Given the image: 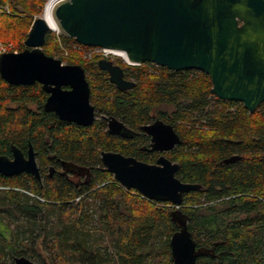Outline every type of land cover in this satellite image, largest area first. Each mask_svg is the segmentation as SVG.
<instances>
[{"label":"trees","instance_id":"1","mask_svg":"<svg viewBox=\"0 0 264 264\" xmlns=\"http://www.w3.org/2000/svg\"><path fill=\"white\" fill-rule=\"evenodd\" d=\"M46 1L0 0L9 8L0 12V40L24 49ZM93 48L51 30L42 46L47 55L84 69L95 110L88 126L45 111L47 93L38 82L14 85L0 77V155H10L11 145L25 150L29 142L41 170L44 164L53 167L52 176L42 170L41 180L0 174V212L26 224L21 236L7 240L8 220L4 224L0 217V264H13L14 256L37 264H171L169 239L178 216L196 245L211 250L200 264H264V101L251 113L239 101L213 95L202 71L119 59L124 77L134 81L132 89L121 91L98 67L101 56H87ZM110 115L132 136L110 134L105 119ZM155 118L171 124L181 140L165 153L179 164L175 175L201 185L183 194L177 206L157 205L124 189L101 162L103 150L154 162L158 153L144 149L149 137L140 127ZM233 155L239 158L224 162ZM52 217L50 229L37 222ZM39 225L49 235V262L34 258ZM104 231L109 246L99 243Z\"/></svg>","mask_w":264,"mask_h":264},{"label":"water","instance_id":"2","mask_svg":"<svg viewBox=\"0 0 264 264\" xmlns=\"http://www.w3.org/2000/svg\"><path fill=\"white\" fill-rule=\"evenodd\" d=\"M53 15L76 42L123 51L127 64L151 62L176 71H202L210 77L213 95L239 101L251 113L264 101V0H65L56 5ZM48 30L55 31L42 14L34 17L24 49L0 55V77L14 85L38 82L48 94L45 111L88 126L95 110L85 71L42 50ZM98 67L117 89L133 88L134 81L124 77L118 63L101 58ZM105 119L110 134L132 135L117 117ZM140 128L150 136L151 151L166 152L181 142L173 126L161 119ZM11 149L12 159L0 155V173L11 176L25 171L38 177L31 145L27 159L18 148ZM100 158L120 184L155 201L180 205L183 194L201 187L181 181L175 175L179 164L163 154L153 163L105 150ZM238 158L233 155L224 162ZM178 219L180 227L169 239L173 264H196V242L185 219ZM13 264L36 263L14 256Z\"/></svg>","mask_w":264,"mask_h":264},{"label":"rangeland","instance_id":"3","mask_svg":"<svg viewBox=\"0 0 264 264\" xmlns=\"http://www.w3.org/2000/svg\"><path fill=\"white\" fill-rule=\"evenodd\" d=\"M62 1H65V0H62ZM62 1L61 0L58 1L57 4L60 3V2H62ZM56 5L54 6V8L56 7ZM4 7L7 10L2 9L0 7V12L9 13V8H8V4L7 3L4 4ZM42 12H43V10H42ZM42 12L40 14L34 16V17L40 16L42 14ZM61 31H62V29L58 25V30L57 31L55 30L53 32L60 33ZM90 53H96V54L100 55L101 57H112V59L116 60L117 62H118L119 59H120L121 62H125L124 59L119 54H116L114 52H109L107 49H104L103 50V49L94 47L93 49H91V50L88 51L87 56H89ZM0 208H2L1 205H0ZM0 217L3 219V223L6 224L7 223L6 221L8 220L9 215H7L4 212H0ZM53 220H54V217L50 218V220H39L37 222H40L41 223V226L43 224V225H45L46 228L49 227V229H50ZM93 222H94V224H96L97 223V220L92 221V223ZM41 226L39 225V226H37L35 228V231H36L35 234L36 235L38 233H40V234L36 236L34 242L32 243L33 244V248H34V258L39 259V260H42L43 259L45 262H49L50 259L48 258L49 257L48 255L50 254V250L48 249V247H46V243H49V235H47L46 234V231H44L43 229H42V232H41V228H42ZM25 227H26V224H25L24 219H14V218H11L10 220H8V228H9L8 230H9V232L8 231H5L6 239L7 240H11L13 238H16V234H18V235L21 236V234H22L21 231ZM102 235H103V239H101V241L99 242L100 245H102V246H109V240H108L109 238H108L107 232L104 231L102 233ZM30 260H32V259H30ZM7 262H10V261L7 260ZM33 262L36 263L35 261H33ZM77 264H79V263H77Z\"/></svg>","mask_w":264,"mask_h":264},{"label":"flooded vegetation","instance_id":"4","mask_svg":"<svg viewBox=\"0 0 264 264\" xmlns=\"http://www.w3.org/2000/svg\"><path fill=\"white\" fill-rule=\"evenodd\" d=\"M101 58H106V59H108V60H113V62H115V63H118L116 60H114V59H112V57H101ZM100 58V59H101ZM124 70V69H123ZM48 95V94H47ZM156 119V118H155ZM153 121V120H152ZM151 121V122H152ZM150 123V122H149ZM141 129V128H140ZM142 131V130H141ZM143 132V131H142ZM144 133V132H143ZM145 135H147L146 133H144ZM115 135V134H114ZM119 136V135H118ZM132 136V135H131ZM131 136H129V137H131ZM148 137H149V142H148V146L147 147H144V149L145 150H148L149 152H152V153H154V152H157L158 153V155L156 156V158H155V160L157 159V157L158 156H160L161 154H163V155H165V153L166 152H168V151H166V152H159V151H151V150H149V148H150V136L149 135H147ZM122 137V136H121ZM129 137H123V138H129ZM31 145V143H27V147L25 148V150H22V149H20V148H18V147H16L15 145H11V148H12V146H14V147H16V148H18L19 150H20V152L22 153V156H23V158L24 159H27L28 158V149H29V146ZM176 146V145H175ZM174 146V147H175ZM31 147H32V145H31ZM173 147V148H174ZM10 148V155H5V154H2V155H5V156H7V157H9L10 159H12L13 158V155H12V149ZM32 150H33V153H34V160H35V164H36V167H37V169H38V174H39V176L38 177H36L34 174H31V173H27V172H25V171H23V172H19V173H17V174H14V175H19V174H23V173H26V174H29V175H31L33 178H35V179H37V180H41V178H42V170L43 171H46V173H47V175L48 176H52V173H53V167L50 165V164H44V167L42 168V170H41V166H40V160H39V155H38V152L32 147ZM171 150V149H170ZM169 150V151H170ZM166 156V155H165ZM167 157V156H166ZM168 158V157H167ZM155 160H154V162H155ZM46 163V162H45ZM153 163V162H152ZM61 168H65V165H64V162H62L61 163ZM66 169V172H67V168H65ZM71 171L72 172H74L75 170H73V169H71ZM1 174V173H0ZM67 174L68 175H74V173H71V172H67ZM3 175V174H2ZM5 176H7V175H5ZM178 218V217H177ZM176 218V219H177ZM177 222V226H178V229H179V227H180V225H179V219L176 221ZM177 229V230H178ZM170 247V246H169ZM170 249V248H169ZM195 254H196V264H200V260H201V258L202 257H205L206 255H211V250L210 249H208L207 247H204V246H201V247H199V246H197L196 245V251H195ZM170 255H171V250H170ZM171 259H172V255H171ZM171 264H173V259H172V263Z\"/></svg>","mask_w":264,"mask_h":264},{"label":"bare ground","instance_id":"5","mask_svg":"<svg viewBox=\"0 0 264 264\" xmlns=\"http://www.w3.org/2000/svg\"><path fill=\"white\" fill-rule=\"evenodd\" d=\"M60 1V0H48L44 6V10L42 12V16L45 18V20L48 22V24L54 29V30H58V23L54 18L53 15V9L54 6L56 5V3ZM109 52H114L116 54H119L120 56H122L124 59H127L125 53L123 51H119V50H111V49H107Z\"/></svg>","mask_w":264,"mask_h":264},{"label":"built area","instance_id":"6","mask_svg":"<svg viewBox=\"0 0 264 264\" xmlns=\"http://www.w3.org/2000/svg\"><path fill=\"white\" fill-rule=\"evenodd\" d=\"M62 1V0H61ZM57 4V3H56ZM2 9H5V10H7L5 7H4V5H2V6H0ZM1 9V10H2ZM104 50V49H103ZM8 51H12V52H17L15 49H13V45H12V43L11 42H3V41H0V55L2 54V53H4V52H8ZM117 181V180H116ZM118 182V181H117ZM118 184L120 185V186H122L124 189H126V190H129V189H127L126 187H124L122 184H120L119 182H118ZM140 194V193H139ZM141 195V197H144V198H146V199H148L150 202H152V203H155V204H157V205H164V204H161V202L162 201H155V200H152V199H149V198H147V197H145V196H143L142 194H140ZM167 206H177V205H174V204H172V203H169V204H166Z\"/></svg>","mask_w":264,"mask_h":264}]
</instances>
